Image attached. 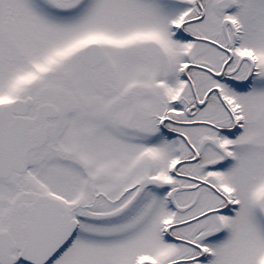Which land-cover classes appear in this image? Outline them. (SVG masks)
I'll list each match as a JSON object with an SVG mask.
<instances>
[{"label": "snow or ice", "instance_id": "6c2138e0", "mask_svg": "<svg viewBox=\"0 0 264 264\" xmlns=\"http://www.w3.org/2000/svg\"><path fill=\"white\" fill-rule=\"evenodd\" d=\"M0 264H264V0H0Z\"/></svg>", "mask_w": 264, "mask_h": 264}]
</instances>
